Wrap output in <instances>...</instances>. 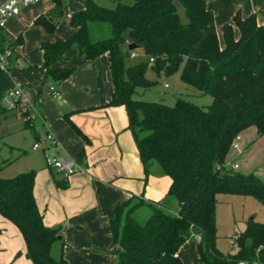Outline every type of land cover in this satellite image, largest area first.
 <instances>
[{
  "label": "trees",
  "instance_id": "obj_1",
  "mask_svg": "<svg viewBox=\"0 0 264 264\" xmlns=\"http://www.w3.org/2000/svg\"><path fill=\"white\" fill-rule=\"evenodd\" d=\"M52 1L55 8L35 20L54 37L41 43L40 67L46 77L61 83L72 75L76 68L67 65L72 47L89 61L108 53L115 85L109 105L126 107L145 168L161 166L171 178L168 194L179 203L177 213L143 200L132 205V199L111 210L118 264H184L178 251L193 234L201 235L198 261L264 264V220L249 218L234 235V250L224 253L217 246L216 217L221 194L252 196L264 203V180L226 165L242 132L255 127L264 135V23L256 14L238 12L219 33L207 0H115L114 8L85 0L70 16L73 34L64 38L56 34L63 1ZM91 23L109 25L111 35L93 40ZM20 42L22 36L12 45ZM132 42L149 58L127 66ZM149 66L166 75L182 66V79L211 95L213 102L205 108L185 98L174 105L135 98L138 88L153 84L146 75ZM27 113L23 111L24 118ZM36 174L32 169L0 177V213L20 229L26 256L34 264H70L53 253L60 234L44 223L34 193ZM143 204L152 214L141 222L134 211Z\"/></svg>",
  "mask_w": 264,
  "mask_h": 264
},
{
  "label": "crops",
  "instance_id": "obj_2",
  "mask_svg": "<svg viewBox=\"0 0 264 264\" xmlns=\"http://www.w3.org/2000/svg\"><path fill=\"white\" fill-rule=\"evenodd\" d=\"M5 1L0 0V5ZM207 1L215 13L219 33L221 25L232 22L238 12L243 16L256 14L258 22L264 23V0ZM47 8L39 3L23 9L9 20L5 31L7 39L12 42L22 36L16 52L24 62L20 68L0 72V155L3 150L11 152L14 146H22L27 152L38 150L34 143L43 139L45 132H53L60 146L50 151L75 157L82 166V170L68 178L45 166L24 170L37 171L34 193L44 223L58 229L61 235L53 253L66 258L70 264H118L120 247L114 243L108 213L127 199H132V205L143 200L165 209L167 206L162 203L172 202L174 210L168 209L171 213L178 212L179 203L168 194L171 178L164 170L156 163L149 166L148 171L145 168L135 135L129 128L126 107L109 105L115 85L108 53L89 61L72 47L67 54V65L76 68L72 75L61 83L46 77V70L40 67L43 62L41 43L53 41L54 37L37 26L35 20ZM74 11H68V25L57 29L58 36L65 38L73 34L69 20ZM28 24L32 29L26 31ZM34 31L37 32L35 36ZM52 86L60 91V95L54 94ZM14 87L26 90L39 112L40 119L34 122V126H27L21 112L10 110L16 102L10 95ZM20 118L24 119V125L18 127V131L12 130L10 126ZM259 136L255 127L242 132L237 138L240 148H234L227 161L238 163V170L241 167L247 169L252 158L250 144ZM43 151L46 155L47 150ZM233 155L245 157L244 163L241 164L239 158L232 159ZM250 169L243 172L255 173ZM260 175L264 180V174ZM144 210L147 215L152 214L151 207L143 204L134 215L137 217ZM26 251L20 229L0 213V262L34 264L26 256ZM178 256L184 264H206L197 260L198 241L195 238L181 246Z\"/></svg>",
  "mask_w": 264,
  "mask_h": 264
},
{
  "label": "rangeland",
  "instance_id": "obj_3",
  "mask_svg": "<svg viewBox=\"0 0 264 264\" xmlns=\"http://www.w3.org/2000/svg\"><path fill=\"white\" fill-rule=\"evenodd\" d=\"M64 14L59 22H57V29L65 28L68 25L67 14L68 11H73L83 6L85 0H62ZM100 5L114 8L116 6L115 0H96ZM44 4L48 9L55 8V3L52 0H40L37 3H33L29 6H22L21 12L25 8L32 7L36 4ZM74 11V12H75ZM32 29V26L28 24L29 31ZM90 32L93 40H99L106 38L111 35V29L109 25H103L99 23L90 24ZM33 36L36 35V31L32 32ZM23 35V33H21ZM57 34V30H56ZM25 36V35H24ZM29 37V36H28ZM27 40V38H26ZM130 44V43H129ZM128 44V49H129ZM130 50V49H129ZM131 54L126 55V65H133L141 61L148 60V55L141 49L135 48ZM182 69L181 66L177 71L170 75L161 72L158 73L153 67L149 66L147 70V77L153 81V84L149 88H138L134 97L137 99L148 100V101H161L170 105H174L178 98H185L194 102L195 104L207 108L212 102L213 97L209 94H203L198 89L189 85L182 79ZM11 111L21 112L23 116V108L20 105H16L13 108H10ZM40 119V118H38ZM37 119V120H38ZM35 120V121H37ZM24 119H18V122H14L10 128L12 130H17L18 127L24 125ZM24 127V126H22ZM19 136H16L17 138ZM14 140V139H13ZM42 145L46 147L48 145L47 141V132H45L43 139L40 140ZM18 143V142H17ZM43 147L38 150L30 149L28 152L21 146H14L11 148V152H1L0 155V164L2 159L5 160L0 169V177L9 178L15 176L24 170L29 168H34V166H47V160L45 151ZM234 149L232 146L231 151ZM45 150V149H44ZM252 158L250 159L247 169L241 167L240 170L243 172H248L245 170H254L255 174L260 178V174H264V135H260L259 138L254 139L250 144V149ZM235 151V150H233ZM237 151V150H236ZM231 153V152H230ZM47 155H51L52 152L47 150ZM234 159L235 155L232 156ZM239 158V157H238ZM235 157V159H238ZM239 160L241 164L244 163L245 157H240ZM161 169V166L158 165ZM245 166V165H244ZM23 170V171H22ZM56 171L55 169H53ZM263 180V179H262ZM220 202L217 206L216 217H217V226H218V248L224 252L228 253L229 251L234 250L235 246L232 241L234 240V235L243 231L246 228V224L249 218L255 216L257 220H264V203L260 202L258 199L252 196H241V195H226L221 194L218 196ZM170 201V200H169ZM174 201V200H173ZM162 205L167 206V210L171 208L172 210L174 205L172 202H164ZM147 210L139 212L137 219L141 222L147 220L150 214L147 215Z\"/></svg>",
  "mask_w": 264,
  "mask_h": 264
},
{
  "label": "built area",
  "instance_id": "obj_4",
  "mask_svg": "<svg viewBox=\"0 0 264 264\" xmlns=\"http://www.w3.org/2000/svg\"><path fill=\"white\" fill-rule=\"evenodd\" d=\"M39 1L40 0H6L0 5V72L8 73L13 69L23 66V57L17 54L16 46L12 45V40L7 39L5 31L9 20L21 13L22 6H29ZM51 90L56 96L60 95V91L56 89V87L52 86ZM10 95L14 97L16 101V104L14 103L12 107H15L17 104L20 105L24 111L28 112L25 120L29 122L30 126H34V122L40 118V114L35 110L29 93L20 87H14L10 91ZM47 141L48 145L46 147H44L40 141L35 142L33 146L35 149L43 147L45 150H55L60 146L57 137L51 131L47 132ZM233 147L237 149L240 148L237 140L233 143ZM46 160L49 168L55 169L65 178L82 170L81 164L75 157H66L55 151L50 156L46 154ZM226 165L235 170H238L240 167L238 163H230L228 161ZM193 238L198 241L201 239V235L193 234Z\"/></svg>",
  "mask_w": 264,
  "mask_h": 264
},
{
  "label": "water",
  "instance_id": "obj_5",
  "mask_svg": "<svg viewBox=\"0 0 264 264\" xmlns=\"http://www.w3.org/2000/svg\"><path fill=\"white\" fill-rule=\"evenodd\" d=\"M138 47H139V45L134 43V42L129 44V49L130 50H134L135 48H138ZM58 238L61 239V235H59Z\"/></svg>",
  "mask_w": 264,
  "mask_h": 264
}]
</instances>
